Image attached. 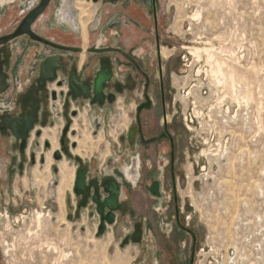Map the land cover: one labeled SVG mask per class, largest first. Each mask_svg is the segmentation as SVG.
Wrapping results in <instances>:
<instances>
[{
  "label": "rangeland",
  "instance_id": "1",
  "mask_svg": "<svg viewBox=\"0 0 264 264\" xmlns=\"http://www.w3.org/2000/svg\"><path fill=\"white\" fill-rule=\"evenodd\" d=\"M39 2L13 0L5 7L0 6V36L13 31ZM161 3L166 12L160 27L164 57L169 56L171 47H209L212 55L209 64H224L228 78L231 67L237 70L236 83L235 87L228 81L217 85L204 51L199 63L189 59L187 67L178 54L171 59L170 71L176 78L172 79L175 97L180 100L177 106L181 110V115H177L181 119L168 125L177 145L176 179L173 180L167 165L169 152L157 154L149 165L145 162L147 152L139 146L137 152L144 158V179L139 183L140 189L131 195L132 202L138 208V216L150 218L160 243L163 242L160 254L167 263L170 257L172 264H264V0H161ZM86 6L94 18L89 22L87 44L75 35L66 34L62 39L84 49L98 46L102 37L108 38L112 45L111 33L115 29L96 27L99 6L92 2ZM196 13H200L198 20L193 18ZM38 27L37 30H43L51 26L45 21ZM185 73L184 78L179 77ZM170 81L169 78L167 82ZM199 88H203L202 96ZM247 94L251 98L247 99ZM135 105L133 96L125 106L121 104V113L128 115L126 123L114 116L123 131L133 121ZM191 114L193 120L194 116L198 118V124L194 121L191 125ZM187 122L191 128L186 126ZM114 129L111 127L109 134ZM146 132V136L151 134ZM90 140L81 151L84 157L95 154L104 161L112 155L109 143V148L106 146L109 140L103 138L102 145ZM125 148L135 159V151L132 153L128 145ZM67 161L70 167L77 166L73 158ZM131 163V158L129 162L126 157L122 168L126 170ZM52 164L47 160L45 167L37 166L24 181L13 176L8 183H0V264H56L54 259L66 251L75 258L72 264H140L142 258L137 259V247H120L132 229L130 222L120 218L116 226L96 238L98 219L90 217L91 210L75 211L77 199L69 187L65 191L67 210L66 202L63 208L58 195L63 179L60 168L55 179L60 180L57 198L47 203L46 210L40 209L45 199L43 187L48 192L52 180ZM155 179L160 180L162 193L160 197L151 193L155 197L151 199L146 184ZM130 187L126 184L128 192ZM36 213L43 214L41 228L37 226ZM6 215H10L9 220ZM64 241L70 244L65 247ZM167 245L171 250L165 258Z\"/></svg>",
  "mask_w": 264,
  "mask_h": 264
},
{
  "label": "flooded vegetation",
  "instance_id": "2",
  "mask_svg": "<svg viewBox=\"0 0 264 264\" xmlns=\"http://www.w3.org/2000/svg\"><path fill=\"white\" fill-rule=\"evenodd\" d=\"M75 2L76 0H74ZM87 2L94 3L92 0ZM94 4L99 6L96 27L103 30L108 26H112L115 29L111 33L114 38L112 45L109 44L108 38L102 37V42L98 46L93 45L84 49L81 45H66L47 39L33 29L36 34L46 40L77 50L65 52L32 41L28 37H21L12 43L11 51L6 54L8 55V65H5L8 75L7 85L4 91L0 87V168L3 167V173H0V183H8L13 176H17L20 181H24L28 173L32 172L35 167L46 166L47 155L52 151L53 164L51 171L55 177L59 174L58 163L64 159L72 161L73 158V161L77 164L76 170L81 164L84 166L89 165L91 171L92 168L96 169L95 172L92 171L93 173L103 175V168L107 160L111 158L112 165L119 167L114 170L113 175L121 176L124 186L126 182L123 179L124 175L120 167H122L123 160L126 157H129V162L130 158L132 161V156L129 155L130 150L125 148L126 145L131 146L127 140L121 142L120 136L128 135L130 128L133 129L135 136L131 151L132 153L135 151L133 157L140 160L137 182L139 183L142 177V158L141 154L137 152L139 146L143 147L144 150H148L163 143H166L170 148V161L167 165L170 166L173 180L176 179L177 145L175 136L168 125H173L181 119L177 116L181 115V110L177 106L180 100L178 101L175 97L176 87L172 80L176 78L170 71V61L175 57L169 54L165 58L162 51L163 42L161 41L160 27L166 12L162 8L161 0H114L113 2L98 0ZM69 24L77 30H75L77 33H71L82 39L80 27L77 29L73 26V22ZM24 38L33 46H42L44 49L41 56L38 55L39 57L36 59L32 71L34 76L28 85H24L22 82V55H17L16 52V44ZM92 48L98 51L89 52L88 50ZM58 55L61 56V67L56 71V80L53 82L46 81L42 86H39L41 64L47 57ZM2 56L3 61H6L4 59L6 57ZM102 75L108 77L103 87V104L102 106H99L100 103L92 105L91 102L94 99L84 98L83 88L88 85L92 86L98 76ZM169 78L171 79L170 83L167 82ZM74 81L77 83L74 84ZM71 82H73L72 85H74L76 91L70 90ZM131 96L136 99L133 121L123 131L121 126H116L114 116H118V119L123 117L121 104L125 106V102ZM148 100L150 101V107L147 108ZM169 111L172 112L170 119ZM28 113H37L39 118L35 124V129L30 132L31 138L28 141V148L22 152L20 151L21 140H17L11 131L7 129V126L9 122L18 123V120ZM76 122L78 129H74ZM111 127H116L118 132L116 139H113L109 134ZM44 129H47L49 131L47 132L48 135L56 140L59 146L56 150H53L51 138H43ZM146 131H151V134L146 136ZM87 132L95 139L93 141L101 143L100 145L103 142L98 141V139L103 133L104 138L109 140L112 155L104 161L95 154L90 157L88 155L85 157L76 155L75 150L81 148L84 151V148L80 146L79 141L75 138L81 139L83 133ZM37 134H40V136H37ZM36 141L39 142V145L32 149V145ZM32 154L35 155L33 159ZM79 160L80 162H78ZM55 184H58L57 181H55ZM160 188V185L155 188V197H160L162 193ZM69 194L72 196L71 192ZM74 195L77 199L74 205L75 211L78 210L79 213L80 211H90L91 204L87 208L81 207V209H78L81 199L76 194ZM42 196L45 197L42 203L48 200L46 205L50 200L55 199V197H49L46 187H43ZM13 205L18 206L17 201H13ZM122 206L124 214L117 215V223L120 218L125 223L130 222L132 229L129 233L133 231L134 224L137 222H141L144 226L143 244H132L138 248L137 259L142 258L139 263L172 264V258L168 256V251L171 250L169 245L166 247L165 258L169 257L167 260L170 263L163 262L162 254H160L163 252L161 247L163 242L160 243L159 235L151 227L150 218L136 216L135 209H130L126 204V200H123ZM9 216L6 215L8 220ZM22 217L23 215H21ZM94 217L98 219L99 227L100 219L97 215Z\"/></svg>",
  "mask_w": 264,
  "mask_h": 264
},
{
  "label": "water",
  "instance_id": "3",
  "mask_svg": "<svg viewBox=\"0 0 264 264\" xmlns=\"http://www.w3.org/2000/svg\"><path fill=\"white\" fill-rule=\"evenodd\" d=\"M52 0H40L39 4L31 9L18 24L16 29L4 36L0 37V87L1 90L4 91L6 89V80L8 75L6 73V67L8 62V56L6 55L12 49V43L21 38L28 37L30 40L35 42L43 43L47 46H50L54 49L71 52L76 51L77 49L61 46L55 44L50 40H46L36 34L33 30L34 24L37 20L44 14L48 6L50 5ZM90 1V0H87ZM96 3L98 0H92ZM106 2H113L114 0H105ZM62 13L64 10L68 13L69 19L74 24L77 23V11L74 8V0H62ZM98 51L95 49L88 50ZM6 61H3V56ZM10 56V55H9ZM61 56H50L47 57L44 62L41 64V72L39 74L40 80L38 82L39 86H42L44 82H53L56 80V71L61 67L60 64ZM108 77L98 76L92 86L88 85L83 88L84 98L86 99H94L91 104L94 105L96 103H100L99 106H102L104 100L103 87L104 83ZM77 82L74 81V84ZM73 82L70 83V90L76 91ZM92 89V90H91ZM91 90V91H90ZM76 97L74 96V99ZM146 107H150V101L148 100V104ZM38 114L37 113H28L21 117L18 120V123H10L7 126V129L11 131L13 136L17 140H21V148L20 151H24L28 148V141L31 138L30 132L35 129V124L38 122ZM65 134V132H64ZM40 136V134H37ZM133 134V129H129L128 135L120 136V141L125 142L127 140L128 144L133 147L135 138ZM39 145V142H34L32 145V149ZM47 146V144H46ZM35 155L32 154V159ZM58 159V157L56 156ZM138 159V158H135ZM80 162V160L78 161ZM112 165V159H108L105 167H110ZM134 165V159L130 166ZM139 167H136V173L131 175V179L135 182L139 176ZM135 171V170H133ZM124 175L125 182L128 180L127 171L124 170L122 173ZM122 189H123V181H118L115 175H108L104 173L103 175H98L91 171L89 165L84 166L80 165L76 170V178L74 181L73 192L77 196L80 197L81 202L78 205V209L87 208L89 205H92L90 209V217L98 216L100 219V224L98 227V236L104 235L106 233L107 226H114L117 223V215L124 214L123 208V198H122ZM144 240V226L141 222H137L134 224V229L131 233L127 234L123 240L121 241L120 247L124 249L130 244H143Z\"/></svg>",
  "mask_w": 264,
  "mask_h": 264
},
{
  "label": "bare ground",
  "instance_id": "4",
  "mask_svg": "<svg viewBox=\"0 0 264 264\" xmlns=\"http://www.w3.org/2000/svg\"><path fill=\"white\" fill-rule=\"evenodd\" d=\"M11 1H13V0H0V6L1 7H5V5H7V4H9V3H11ZM66 1V0H65ZM61 4H62V0H61ZM91 4V2H85L84 0H76V2L74 3V5H75V9H76V11H77V13H78V19L76 20V22L77 23H75L73 26H75L77 29H78V27H82L81 28V30H82V33H83V41H84V43L86 42V44H87V41H88V26H89V22L91 21V19L93 18H91V13L89 12V10H88V7L86 6V5H90ZM62 6V5H61ZM87 7V8H86ZM90 10H91V8H90ZM61 12H62V9H61ZM18 14H20V13H18ZM62 18H63V21H67L68 19H69V15H68V13L64 10V12L62 13ZM193 18L194 19H196V20H198L199 18H200V13H196L194 16H193ZM94 19V18H93ZM68 22V21H67ZM9 24V23H8ZM70 25V24H69ZM94 26V25H93ZM43 27V26H42ZM69 28V27H68ZM3 29V28H2ZM86 46V45H85ZM165 49H163L162 51H163V56H165V51H164ZM189 51L193 54V55H195V57L197 58V59H200V58H202V51H204V53L205 54H207V57H208V64L210 63V60H211V58H212V55H211V50H210V48L208 47V48H204V49H201V48H198V47H191V48H189ZM8 56V55H7ZM82 58H84V57H82ZM7 65H8V63H7ZM210 66H209V68L211 69V73L213 74V76H214V79H216L217 81V85H221L222 83H224V84H226L227 83V81L230 83V85L232 86V87H235V83H236V76H237V70H235L234 68H230V72H229V78H228V73H225V70H224V64H222V63H220V62H218L216 65H212V64H209ZM229 79V80H228ZM249 98H251L248 94H247V99H249ZM1 112V111H0ZM3 114H5V113H3ZM124 116V115H123ZM125 116L126 117H122V118H124V121L123 122H125L126 121V118H127V116L128 115H126L125 114ZM84 118V117H83ZM86 119V118H85ZM74 121V120H73ZM83 121H84V119H83ZM63 122V121H62ZM85 123V122H84ZM126 123V122H125ZM86 124V123H85ZM84 124V125H85ZM125 126V125H124ZM84 128H85V126H84ZM126 128H127V126H126ZM74 129H78V124H77V122L75 123V125H74ZM83 129V128H82ZM57 131V130H56ZM88 131V130H87ZM47 132H49L47 129H44V135H43V138H48L49 137V139L51 138V140H52V145H53V150H56L59 146H58V144L56 143V140L54 139V138H52V137H50L49 135H48V133ZM51 133V132H50ZM54 134H55V132H54ZM117 134H118V132H116V130L114 129V130H112V131H110V135L114 138V139H116L117 138ZM79 137V136H78ZM42 138V139H43ZM90 138L92 139V140H95L94 138H92L91 137V134L89 133L88 134V132L87 133H83V136H82V138L81 139H79V138H76V140L77 141H79V144H80V146L81 147H83V146H85L87 143H88V141L90 140ZM103 138H104V135H103V133H101V136L99 137V139H98V141H102L103 140ZM92 140H90V142L92 141ZM43 143V142H42ZM99 142H97V144H98ZM96 144V145H97ZM107 145H108V143H107ZM79 146V145H78ZM92 148V147H91ZM97 149L96 150H98V147H96ZM108 148V147H107ZM87 149V148H86ZM84 150H85V148H84ZM88 150V149H87ZM93 150V149H92ZM82 150H81V148H78V150L77 151H74L75 152V154L76 155H79V156H83L84 154L81 152ZM93 152V151H92ZM103 152V151H102ZM108 153L110 152V150H108L107 151ZM52 151L47 155V160L49 161V162H53V160H52ZM104 160V159H103ZM3 163V162H2ZM140 163V160L139 159H134V165L133 166H127L126 167V171H127V178H128V180H131V181H133L130 177H131V175H133V174H135L136 173V167H138V164ZM102 164V163H101ZM59 167L58 168H60V170H61V174L63 175V179L61 180V188H63V189H61L60 188V194L58 193V195H59V198H60V200H61V205L63 206V208H64V206H65V191H66V188L67 187H69V189H73V186H74V181H75V178H76V169H75V167H70L69 166V164H68V161H66L65 159L63 160V162L60 164L59 163V165H58ZM3 167L1 166V168H0V173H3V169H2ZM36 168V167H35ZM116 168H119V167H115V165L113 166V165H111L110 167H105L104 166V170H105V173L106 174H108V175H113V172H114V170L116 169ZM60 170H59V172H60ZM67 170L69 171L68 173H67ZM133 170H135V171H133ZM64 173H65V175H64ZM53 174V173H52ZM57 176H58V174H57ZM24 179V178H23ZM56 179V177L55 178H53V176H52V180L49 182V185H48V188L49 189H52V188H54L55 186H58L59 185V182H57L58 184H55L54 185V183H55V180ZM65 181V182H64ZM63 183H64V185H63ZM63 185V186H62ZM57 190H58V188H57ZM74 196V195H73ZM66 212V211H65ZM37 214V217H36V219H37V226L39 227V228H41V218L43 217V214H40V213H36ZM6 217V216H5ZM7 220V219H6ZM8 222V221H7ZM84 222V221H83ZM67 223V222H66ZM67 224H69V225H71V222H68ZM108 228H110V226H107V229H106V232H107V230H108ZM10 229V228H9ZM32 230L30 229L29 230V234L32 236L34 233L33 232H31ZM102 236V235H101ZM96 238H100V235L98 236V232H97V234H96ZM101 239H96V241H100ZM111 240V239H110ZM123 240V239H122ZM130 245H132V244H130ZM49 247H51L52 248V246H49ZM55 250V249H54ZM6 261V260H5ZM152 264H154L153 262H152Z\"/></svg>",
  "mask_w": 264,
  "mask_h": 264
},
{
  "label": "crops",
  "instance_id": "5",
  "mask_svg": "<svg viewBox=\"0 0 264 264\" xmlns=\"http://www.w3.org/2000/svg\"><path fill=\"white\" fill-rule=\"evenodd\" d=\"M61 5H62L61 2L59 1V3H58V0L57 1L56 0H54V1L52 0L51 1L50 5L48 6V8L44 12V14L37 20V22L33 26V29L38 34H40L41 36H43V37H45L47 39H52V40L56 41V38L61 40L63 37H65L66 34L73 35L71 32L77 33V32H75L76 29L75 28L73 29V27H71V25H69L71 20H67L68 22L67 21H63L62 12H61ZM45 21H49V24H50L51 27L50 28L49 27H44L43 30H37V27L39 26V24H42ZM81 28L82 27H80L79 29H80V32H81V38L83 39V33H82ZM88 37H89V30H88ZM62 40H64V41H61V42L57 41V42L62 43V44H66V45H76V44H71L69 42H66L65 39H62ZM16 45H17V49H16L17 55H22L21 79H22V82H23L24 85H28V84H30V82L32 81V78L34 76V73H32V71H33V66H34V64L36 62V59H38V57L41 56L42 52H44V49H43L42 46L41 47L33 46L27 40L24 43L23 39H22V41H19V43L16 44ZM46 53H47V51H46ZM123 117H126L125 114H124ZM122 119H124V118H122ZM116 126H118V125H116ZM119 126H122V125L120 124ZM107 143H108V141H107ZM106 146L108 147V145H106ZM77 150H75V151H77ZM169 150H170V148H169V146L166 143L158 145V146H156L154 148H150L148 150H143V152L144 153L147 152L146 155H148V161H145V162L147 164L151 165V162H152L153 158L157 154H162V153L167 154L169 152ZM138 151H139V149H138ZM141 158H142V165H143L144 158L142 157V154H141ZM151 167L152 166H150V168ZM120 169L122 170V172H124V169L122 167H120ZM95 170L96 169L92 168L93 172H95ZM141 174H142V177H141V180L139 181V183H141L142 180L144 179L143 173H142V166H141ZM115 177L117 178L118 181L122 180L121 176H115ZM58 182L60 183V180ZM139 183L137 182V180L135 182L131 181V180H127L126 184H129V186H131L130 187L131 188V190H130L131 192L130 191L128 192V190H126V184L123 186V189H122V198H123V200H126V204L129 207L131 206V208L135 209L136 216L139 215V214H137L138 208H137L135 202H132L131 195L134 194L135 192H137L138 189H140V186H139L140 184ZM158 183L162 187V184L160 183L159 179H155L154 181H148L147 184H146V186L149 187L148 188L149 189L148 193H149L151 199H155V197L153 195H151V193L154 194L155 188L157 186H159ZM58 186H55L52 189L48 188V193H49L50 197L57 198V188H58ZM139 191H141V190H139ZM130 199H131V201H130ZM65 202H66V210H67V200H66V198H65ZM151 227L153 228L152 224H151ZM163 262H164V259H163Z\"/></svg>",
  "mask_w": 264,
  "mask_h": 264
},
{
  "label": "built area",
  "instance_id": "6",
  "mask_svg": "<svg viewBox=\"0 0 264 264\" xmlns=\"http://www.w3.org/2000/svg\"><path fill=\"white\" fill-rule=\"evenodd\" d=\"M189 48H191V47H187L185 45H180V46H178V48L171 47V49H170L171 53L170 54L172 56H174V57L178 54L179 57L182 58V61L185 62V65H184L185 67H187L188 64H186V63L189 61V59H191V61H194L195 63L196 62L199 63V60L200 59H197L195 57V55H193L189 51ZM190 71H191V69H190ZM207 72H208V70H207ZM185 75H186V73L185 74H180L179 77L184 78ZM202 92H203V88H199V94H200V96H202ZM204 92L206 93V91H204ZM185 120L187 121V117L185 118ZM194 121H196L197 124L199 123L198 118L196 116H194V120H193L192 114H191V117H190V123H191V125H194L195 124ZM186 126H190L188 124V122L186 123ZM190 128H191V126H190ZM47 201L48 200H45V202L43 203V206L42 207L39 206L40 209L46 210V208H47L46 202ZM97 231H98V227H97V230H96V234H97ZM66 244H70V243L65 242V247H66ZM58 258H60V259L58 260ZM8 259H12V257L9 256ZM54 260H56V264H72V262L75 260V258L72 257V253L70 251H66V252H63V255L61 257L57 256ZM54 260H53V262H54Z\"/></svg>",
  "mask_w": 264,
  "mask_h": 264
}]
</instances>
